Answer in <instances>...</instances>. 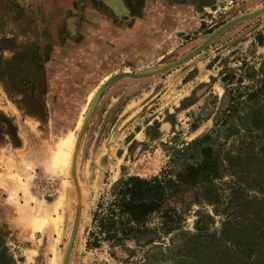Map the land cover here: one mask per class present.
<instances>
[{"label":"rangeland","instance_id":"374dc122","mask_svg":"<svg viewBox=\"0 0 264 264\" xmlns=\"http://www.w3.org/2000/svg\"><path fill=\"white\" fill-rule=\"evenodd\" d=\"M207 146L219 175L168 198L176 222L87 245L119 180ZM249 240L264 264V0H0V264H241Z\"/></svg>","mask_w":264,"mask_h":264},{"label":"trees","instance_id":"16d2710c","mask_svg":"<svg viewBox=\"0 0 264 264\" xmlns=\"http://www.w3.org/2000/svg\"><path fill=\"white\" fill-rule=\"evenodd\" d=\"M218 175L219 169L212 156V148L207 146L202 148L198 164L185 166L184 170L177 172L174 178L168 177L167 173L162 171L149 178L131 176L119 180L112 191L113 197L107 207L93 215L96 234L90 232V235H94L93 241L88 240L87 245L96 247L100 240L115 242L121 237H136L135 235L144 232L147 218L155 213L159 214V224L162 226L176 222L179 214L168 204V198L186 186L204 183ZM226 241L231 249L237 244V240L232 236H226ZM243 245L241 254L244 255L245 261L242 262V258L237 259L242 262L241 264H247L246 261L251 258V252L254 250L252 247L256 245V242L249 240ZM213 263L236 264L235 261L222 263L213 261Z\"/></svg>","mask_w":264,"mask_h":264},{"label":"bare ground","instance_id":"6f19581e","mask_svg":"<svg viewBox=\"0 0 264 264\" xmlns=\"http://www.w3.org/2000/svg\"><path fill=\"white\" fill-rule=\"evenodd\" d=\"M71 142H72V138H71L70 134L68 133V135H66L64 138H62V139L60 138V143L59 144L60 145L61 144H65L67 146V149H70L71 148V146H70L71 145ZM59 144H58V146H59ZM51 157H52V162H53L52 164L55 165L54 168L58 169L59 171L66 172L67 164H68V151L66 153V152L62 151L60 149V147L59 148L56 147L53 150V154H52ZM54 168H52V169H54ZM60 203L62 204L61 200H58L56 204L57 205H60ZM55 206H53V207L55 208ZM43 216H41V215L39 217H37V215L36 216H30L29 224H31L32 228L37 229V230H40V231H43L49 225H52L54 223V221H53L54 218L52 219L51 215H49L46 218H44ZM56 217L58 218L57 215H56Z\"/></svg>","mask_w":264,"mask_h":264},{"label":"water","instance_id":"95a60500","mask_svg":"<svg viewBox=\"0 0 264 264\" xmlns=\"http://www.w3.org/2000/svg\"><path fill=\"white\" fill-rule=\"evenodd\" d=\"M227 25H225L224 27H222V28H220L219 30H217L216 32H214L213 33V36L214 35H216L218 32H220L222 29H224L225 27H226ZM188 58V56L187 57H185V58H183L182 60H180V61H178V62H176V63H174V64H172V65H170V66H168L167 68H169V67H172V66H174V65H177V64H179L180 62H182L183 60H186ZM153 73H145V74H120L121 76H133V77H143V76H148V75H152ZM117 76H119V75H117ZM116 76H114V77H112V78H109V80H107L106 82H105V84L108 82V81H110V80H112L113 78H115ZM71 241H72V239H71ZM70 247V246H69ZM69 249L70 248H68V251H67V254H66V257H67V255H68V253H69Z\"/></svg>","mask_w":264,"mask_h":264}]
</instances>
